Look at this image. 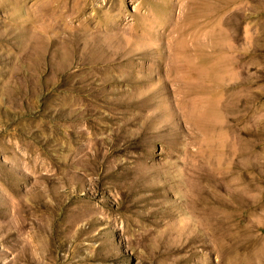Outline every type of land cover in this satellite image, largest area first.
<instances>
[{
	"label": "rangeland",
	"instance_id": "374dc122",
	"mask_svg": "<svg viewBox=\"0 0 264 264\" xmlns=\"http://www.w3.org/2000/svg\"><path fill=\"white\" fill-rule=\"evenodd\" d=\"M0 264H264V0H0Z\"/></svg>",
	"mask_w": 264,
	"mask_h": 264
}]
</instances>
